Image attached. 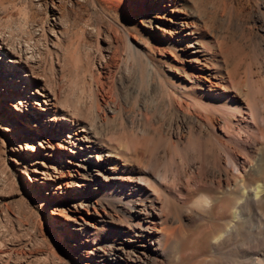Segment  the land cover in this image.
Here are the masks:
<instances>
[{"label":"rangeland","instance_id":"1","mask_svg":"<svg viewBox=\"0 0 264 264\" xmlns=\"http://www.w3.org/2000/svg\"><path fill=\"white\" fill-rule=\"evenodd\" d=\"M186 22L198 65L173 48ZM1 51L19 62L0 57V264H104L128 224L122 183L156 198L166 264L217 262L199 243L222 222L216 169L232 150L264 172V0H0ZM80 109L103 130L100 179L63 119Z\"/></svg>","mask_w":264,"mask_h":264},{"label":"bare ground","instance_id":"2","mask_svg":"<svg viewBox=\"0 0 264 264\" xmlns=\"http://www.w3.org/2000/svg\"><path fill=\"white\" fill-rule=\"evenodd\" d=\"M187 26H189V22H186V27L180 32L179 39L177 41L172 40L173 48L178 52L180 58L187 60L190 64L198 65L203 60V57L197 51L190 50L193 43H198V41L194 37L193 32L187 30ZM0 57L3 59L6 57L7 61L19 62L18 57L11 58L9 54L3 51L0 52ZM212 61L219 77L225 78L223 71L221 72L220 70L221 66L218 60ZM46 97V103L50 107L56 105L51 95L46 94ZM97 106L100 108V103L97 102ZM84 110H79L81 117L65 114L66 116L64 115L63 119L70 121V124H83L81 130L75 129L76 131H74V138L77 141L74 144H79V147L83 149L79 152L78 159L82 160L83 163L80 165L85 167L92 177L100 179L109 169L106 164L109 158L105 156V149L99 141L103 130L100 131L99 125L95 123H93V127L90 123L91 121L89 122L90 118L89 120L87 119L90 112ZM92 114H94V118L97 117L95 112L92 111ZM102 121H107L106 116ZM248 153L245 158L240 159L231 150L229 161L233 168L232 171H229V168L226 169V172H223L222 168L216 169L219 178H222L223 182L227 183L223 193L224 196L221 198V205L219 203V219L222 224H216L214 229L217 231L216 233L214 232L215 235L212 238L205 233L199 242L201 245L206 246L216 258L217 262L214 261L213 264H264V172H261L263 168L261 170L259 168L260 171H255L251 164V156ZM254 154L253 152L252 159ZM93 157L97 158L98 164H94V161H92ZM166 178L164 177L165 180L169 179ZM103 182L101 181L100 186L104 184ZM122 185V194L116 199L117 201L113 203V206L123 213V217L126 218L128 224L118 227V231L121 233L118 240L115 239L113 242H108L105 249L98 247L103 253H97V256L104 261V264H166L168 259L167 249L172 244V241L170 240L167 243L170 235L167 237L165 229H163L165 226L163 225L164 227L162 228L159 224L160 212H157L156 198L151 197L143 185L138 183L130 188L123 183ZM95 189L99 192L101 187H96ZM98 192H94V195L96 194L98 197L105 196V190ZM110 192L113 193H111L109 198L113 200L117 196L115 195L116 190H111ZM90 197L91 194L81 197L80 200L86 198L90 202L83 206V202L80 201V207L86 209L89 214L96 216L89 210L91 209L89 206H93L96 210L98 208L96 204L100 202L92 200ZM218 197L220 198V196ZM210 198L202 195L195 200L194 204L203 206L211 201L216 202L214 198L213 200H210ZM99 215L102 216V213H99ZM74 221L78 222V219L76 218ZM78 223L82 224L81 222ZM196 239L198 240V238ZM181 254L183 255V253ZM205 261V259L198 260L189 264H204Z\"/></svg>","mask_w":264,"mask_h":264}]
</instances>
